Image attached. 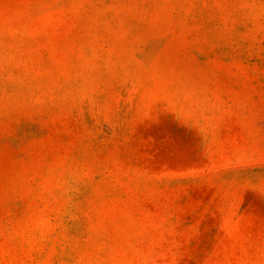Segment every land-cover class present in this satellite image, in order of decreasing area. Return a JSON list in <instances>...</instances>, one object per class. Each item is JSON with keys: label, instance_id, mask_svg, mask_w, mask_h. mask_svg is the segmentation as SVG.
<instances>
[{"label": "rangeland", "instance_id": "1", "mask_svg": "<svg viewBox=\"0 0 264 264\" xmlns=\"http://www.w3.org/2000/svg\"><path fill=\"white\" fill-rule=\"evenodd\" d=\"M0 264H264V0H0Z\"/></svg>", "mask_w": 264, "mask_h": 264}]
</instances>
